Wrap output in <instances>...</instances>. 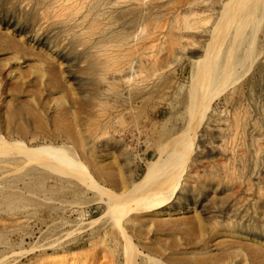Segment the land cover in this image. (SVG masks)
<instances>
[{
  "label": "rangeland",
  "instance_id": "374dc122",
  "mask_svg": "<svg viewBox=\"0 0 264 264\" xmlns=\"http://www.w3.org/2000/svg\"><path fill=\"white\" fill-rule=\"evenodd\" d=\"M226 1H127L110 13L115 25L107 37L123 42L117 64H108L84 37L102 27L97 11L74 17L60 11V0H0V258L264 264V0L236 39L218 40ZM197 52L212 54L210 67L213 57H230L237 81L193 137L198 152L189 151L175 198L152 211L109 202L92 181L117 192L134 187L161 149L186 132ZM132 58L139 76L117 71ZM241 98L250 119L241 154L222 158L211 151L210 124L231 125ZM17 140L60 144L90 176L53 158L46 166L31 162Z\"/></svg>",
  "mask_w": 264,
  "mask_h": 264
},
{
  "label": "bare ground",
  "instance_id": "6f19581e",
  "mask_svg": "<svg viewBox=\"0 0 264 264\" xmlns=\"http://www.w3.org/2000/svg\"><path fill=\"white\" fill-rule=\"evenodd\" d=\"M127 1L129 0H60L59 9L62 12L68 11V15H74V17L78 16L77 14L81 10V12L84 10H95L97 15L103 16L105 21L102 27L96 29L91 35H82L90 42L88 43L90 47L100 50L99 53L104 55L105 62L117 64L120 58L118 53L120 44L117 43H120V41L122 43L123 40L110 41L107 37L115 25L110 13ZM262 1L227 0L219 10L218 21L222 27L221 29L219 28L216 39L229 40L231 37L236 39L238 29H241L240 27L246 22V19H252L254 12L262 5ZM255 21L256 19L254 18L253 22ZM81 27L82 22L78 20L74 24V28L80 29ZM236 27L238 28L235 29ZM125 40L128 42V38H125ZM194 56L195 58L192 60V66L195 68L192 70L194 91L190 100L192 116L186 132L173 139V142H176L174 145L170 144L161 149L157 160L152 162L147 168L143 181L137 183L134 187H130L123 192H117L110 187L102 186L96 181H92L95 182L93 184L96 189L108 196L109 202L124 205L125 208L152 211L163 208L175 198L188 153L191 150L194 153L198 152L193 137L195 138L197 130L202 125L205 117H207V112L213 107L214 100L223 93H227L228 89L237 81L235 80L236 65L232 64L230 57L222 63H216L217 57H213L215 58V65L210 67L212 54L208 56L205 52H197ZM118 68V72H128L136 76L141 74L136 58H132V61H129L125 66ZM261 114L264 121V109H262ZM232 121L231 125L226 121H215L210 124L211 130L216 134V142L212 146L211 151L222 158L236 157L241 154L238 149L242 144V133L248 123H250L242 98L237 103ZM14 145L21 147L22 150L25 149L24 151L31 162L46 166L45 159L53 158L58 163L72 168L71 170L76 172L78 177L80 176V171L90 176L78 155L60 144L52 143L30 147L17 140L14 141ZM116 221L120 231L127 238L128 236L121 225V221H119V216L116 217ZM128 241L129 238H127ZM14 257L12 253H7L0 258V264L11 263L15 260Z\"/></svg>",
  "mask_w": 264,
  "mask_h": 264
}]
</instances>
